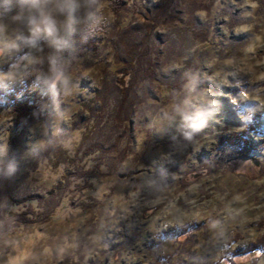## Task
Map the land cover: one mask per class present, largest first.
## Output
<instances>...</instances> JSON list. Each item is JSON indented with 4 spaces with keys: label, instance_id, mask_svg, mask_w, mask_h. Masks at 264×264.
I'll list each match as a JSON object with an SVG mask.
<instances>
[{
    "label": "rangeland",
    "instance_id": "rangeland-1",
    "mask_svg": "<svg viewBox=\"0 0 264 264\" xmlns=\"http://www.w3.org/2000/svg\"><path fill=\"white\" fill-rule=\"evenodd\" d=\"M92 11L102 53L61 65L68 93L43 103L48 123L18 125L9 96L45 94L53 49L0 56L5 72L37 60L20 65L32 84L0 86V264H264V248L249 250L264 236V0ZM189 97L214 110L191 139L173 118ZM242 131L247 159L226 141Z\"/></svg>",
    "mask_w": 264,
    "mask_h": 264
},
{
    "label": "clouds",
    "instance_id": "clouds-1",
    "mask_svg": "<svg viewBox=\"0 0 264 264\" xmlns=\"http://www.w3.org/2000/svg\"><path fill=\"white\" fill-rule=\"evenodd\" d=\"M98 0H0V56L20 53L23 48L39 49L47 44L53 49L48 57L49 75L42 78L49 95L55 102L61 92L68 93V80L62 71V54L72 45V38L78 34L82 26L91 29L97 23L92 11ZM17 26L9 35L5 20ZM22 62L37 63V60L26 53L9 67L7 72L0 71V86L10 87L17 83L25 84V76L21 72ZM41 79V77H38ZM198 80L194 77L189 90L195 92ZM211 103V102H209ZM174 117H178L184 135L191 139L214 115V110L201 103L194 102L192 97L186 98L174 108ZM6 154L0 151V156ZM3 161L0 159V170ZM9 172L13 169L9 166Z\"/></svg>",
    "mask_w": 264,
    "mask_h": 264
},
{
    "label": "trees",
    "instance_id": "trees-1",
    "mask_svg": "<svg viewBox=\"0 0 264 264\" xmlns=\"http://www.w3.org/2000/svg\"><path fill=\"white\" fill-rule=\"evenodd\" d=\"M98 30L97 27H94L93 29H89V31L86 33L85 41H83V44L81 46V49L76 54L69 55V52L66 51L62 54V64L65 62L66 59H69L70 66L74 65L79 58H83V60H88L92 56H96L100 53H102V47H101V41H99L96 38V31ZM61 64V65H62ZM36 68L42 67V64H38L35 66ZM132 67V66H131ZM140 69L142 70V67H137V70L134 72H139ZM133 74V75H134ZM138 74V73H137ZM132 75V74H131ZM35 77L30 76L27 77L25 81H27V84H32ZM257 86L252 87V89H256ZM14 101V106H12L13 110L16 113V120L15 122L18 125H22V123H26L32 125L35 123V121L43 120V122L48 123L50 122L51 115L45 113L43 111L42 105L45 101L50 99L49 95L46 94H40L37 95V98H35L34 101L31 102V100H23V102L18 101L15 96H9ZM227 142L230 144H233V146L236 147V150L234 151V158H248L250 157L252 151H253V145L250 142V140L246 137V132L242 131L239 136L230 137L229 139H226ZM264 146V144H263ZM264 248V236L258 240V242H254L250 245L249 250L251 251H258L262 253ZM254 262H256L254 260Z\"/></svg>",
    "mask_w": 264,
    "mask_h": 264
},
{
    "label": "water",
    "instance_id": "water-1",
    "mask_svg": "<svg viewBox=\"0 0 264 264\" xmlns=\"http://www.w3.org/2000/svg\"><path fill=\"white\" fill-rule=\"evenodd\" d=\"M253 159H254L255 161H257L255 158H253ZM254 253H256V254H257V253H260V252H258V251H256V250H254V251H251V253H250V254H252V255H253ZM249 264H256V262H254V261H253V262H249Z\"/></svg>",
    "mask_w": 264,
    "mask_h": 264
}]
</instances>
